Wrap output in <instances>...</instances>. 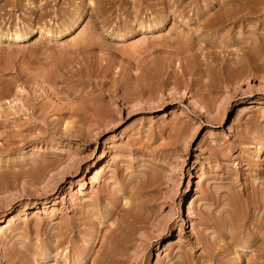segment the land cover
I'll return each instance as SVG.
<instances>
[{"label":"rangeland","instance_id":"rangeland-1","mask_svg":"<svg viewBox=\"0 0 264 264\" xmlns=\"http://www.w3.org/2000/svg\"><path fill=\"white\" fill-rule=\"evenodd\" d=\"M229 1L0 0V264H264V6Z\"/></svg>","mask_w":264,"mask_h":264},{"label":"bare ground","instance_id":"bare-ground-1","mask_svg":"<svg viewBox=\"0 0 264 264\" xmlns=\"http://www.w3.org/2000/svg\"><path fill=\"white\" fill-rule=\"evenodd\" d=\"M228 1V0H227ZM234 2H235V0H233ZM233 1H229L230 3H232ZM149 2V1H148ZM239 3V4H238ZM236 4V3H235ZM237 4L238 5H240L239 7H240V10H238L237 8H235V10H233V11H228L227 13L228 14H226L225 15V18L222 20V19H219V20H222L221 22H220V24H222V23H224V22H226V21H234V19L236 18V16H237V14L239 13V12H241V11H245L244 12V16H245V14L246 15H250V14H254V13H256V12H258V10H260L261 8H263V6H264V0H242L241 2H237ZM237 4H236V6H237ZM261 5V7L259 8V6ZM235 6V7H236ZM221 7V6H220ZM232 9H234V8H232ZM237 9V10H236ZM225 10H226V8H225ZM224 10V11H225ZM230 10V9H229ZM225 13H226V11H225ZM243 16V15H242ZM207 18V17H206ZM238 18V17H237ZM240 18V17H239ZM213 20V19H212ZM236 22V21H235ZM205 23V22H204ZM206 25H208V22H206L205 23ZM216 26V25H215ZM210 27V26H209ZM207 28V27H206ZM185 38V37H184ZM239 64V63H238ZM249 109V106L248 105H243L242 107H240L239 109H238V112H237V116L239 115H242L245 111H247ZM244 115V114H243ZM236 116V117H237ZM114 153V152H113ZM112 153V154H113ZM114 155V154H113ZM113 155H111V156H113ZM115 158V157H114ZM111 159V158H110ZM112 160L114 161V159H113V157H112ZM111 161V160H110ZM112 161V162H113ZM116 161V160H115ZM109 162V161H108ZM107 162V163H108ZM110 164H112V163H110ZM108 165V164H107ZM99 174V171L97 170L96 172H95V175L94 176H92V178L93 177H96L97 175ZM4 224V225H3ZM2 225H0V234L1 233H3L5 230H4V228H5V223H3ZM187 224V223H186ZM178 236V235H177ZM180 238V237H179ZM173 240V239H172ZM171 240V241H172ZM180 239H177L176 241H174L173 243L174 244H177L178 242H180L179 241ZM168 243H169V241H168ZM167 243V244H168ZM169 245V244H168ZM168 245H166V246H168ZM170 247V246H169ZM167 248V247H166ZM261 248V247H260ZM259 249V248H258Z\"/></svg>","mask_w":264,"mask_h":264}]
</instances>
